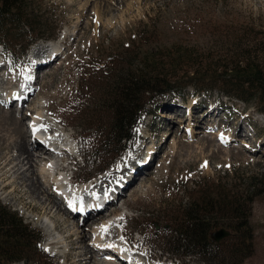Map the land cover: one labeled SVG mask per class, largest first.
Here are the masks:
<instances>
[{
  "label": "rangeland",
  "instance_id": "1",
  "mask_svg": "<svg viewBox=\"0 0 264 264\" xmlns=\"http://www.w3.org/2000/svg\"><path fill=\"white\" fill-rule=\"evenodd\" d=\"M36 2L48 26L42 38L29 47L24 59L18 58L15 48L11 56L19 60L12 63L9 55L0 63V96L4 97L12 89H19L31 76L39 78L35 85L31 83L30 90L33 86L37 92L47 87L45 93L48 96L40 100L43 99V104L53 112L52 122L56 125L54 118L67 121L70 124L68 130L78 140L79 153L74 154V159L68 160L66 155H59L57 159L71 162L68 175L72 177L75 175L95 183L106 176L121 179L116 171L129 167L132 173L134 165H141L144 159L145 163L148 162L150 158L147 156L151 155L153 162L150 173L144 170L136 174L125 189L128 194L102 212L107 215L112 209H121L118 215L109 220L119 236L114 239V244L121 248L123 254L124 251L132 254L126 259H134L130 263H136L140 258L147 264H204L199 257L185 256L182 250L174 256L171 251L177 249L169 248L165 243L176 221L183 217L181 211L191 203L201 184L204 190L226 186L232 194L246 199L250 210L251 242H243L240 233L236 235L230 232L229 237L215 242L218 244L216 255L229 264L233 250L241 249L242 255H238L236 262L244 259L241 264H264V115L255 106L222 97L217 91L200 94L188 86L181 94L177 88L163 87L147 99L149 115L144 117L142 127L136 132V139L133 135V142L124 143L117 151V147L105 150L111 115L104 111L103 105L113 93L112 79L128 69L127 62H132L129 58L138 56V52L153 49L165 53L174 45H183L196 47L202 53L211 52V58H215L229 52L236 53L243 47L244 52H253L264 64V0H125V4L111 8L101 22L96 17L104 7L101 0H82L73 5L69 0ZM83 13L90 14L91 21L82 20ZM82 22L88 25V29L80 31L78 37L76 34ZM54 30L57 37L49 39ZM52 47L60 48L63 53L56 57L55 51L48 54L55 60L37 67L36 49L49 48L45 52H50ZM164 72L168 74L167 81L171 84L177 80L167 69ZM181 74L184 80V67ZM1 83L6 84L3 86ZM30 101L28 105L34 108L39 100L33 96ZM176 104L181 111L176 114L175 120L172 117L174 112L168 105L177 107ZM193 109L199 115L198 124L193 120ZM212 110L217 115L215 119L204 121L202 115L206 116ZM15 120L18 124V119ZM25 121H29L28 118L23 125L27 130ZM10 124V120L0 121L1 135L5 131L4 126ZM145 137L150 138L147 143ZM223 139L228 140L227 143L224 144ZM37 149H42V146L39 145ZM145 177H148L147 181ZM40 178L45 182L43 175ZM110 182L112 179L105 184L109 191L112 189ZM8 184L5 182L4 185L8 187L0 188V202L17 212L27 226L40 233L43 261L46 264H77V252L70 251L76 239L70 242L66 239L67 233L62 232L61 235V232L53 229L50 218L28 207L30 198L24 196L27 191L24 185L14 187V182ZM44 186L46 190L54 189L45 183ZM58 201L65 209L59 197ZM147 213L152 215L148 216ZM77 215L80 214H74V219H78L86 232L89 231L88 227H92L91 231L98 227L92 225L91 217L83 222L80 219L83 217ZM134 217L141 220L133 221ZM42 223L48 228H43ZM216 231L212 230L211 235ZM121 235H124L122 240ZM52 236L57 238L55 244L51 243ZM85 243L97 253L98 246L94 244L92 236L84 242L83 247H86ZM65 250L69 251L66 253ZM105 255H98L105 264H125L115 256L111 263ZM150 255L154 258L149 259Z\"/></svg>",
  "mask_w": 264,
  "mask_h": 264
},
{
  "label": "trees",
  "instance_id": "2",
  "mask_svg": "<svg viewBox=\"0 0 264 264\" xmlns=\"http://www.w3.org/2000/svg\"><path fill=\"white\" fill-rule=\"evenodd\" d=\"M47 26L36 0H0V48L3 55H10L14 63L25 58L29 47L42 38ZM56 37L54 30L48 38ZM15 48L19 59L11 56ZM242 48L236 53L211 58V52L202 53L196 47L174 45L165 53L150 49L129 58L132 62H127L128 69L112 79L113 93L103 102L104 111L111 115L105 150L117 147L120 151L118 147L130 140L133 142V135L136 139L144 117L149 115L147 99L163 87L177 88L181 94L188 86L200 94L217 91L222 97L255 106L264 115V64L253 52H244ZM165 69L177 78L173 84L167 81L169 76ZM202 188L199 184L198 191L181 211L183 217L176 221L165 243L169 248L177 249L171 251L174 256L182 250L185 256L199 257L204 264H226L216 255L218 244L210 232L225 229L236 235L240 233L243 242L250 243L252 225L246 205L248 201L232 194L226 186ZM140 220L133 218V221ZM42 245L40 233L0 202V264H46L41 257L44 254ZM242 252L241 249L233 250L229 264H241L244 259L235 260Z\"/></svg>",
  "mask_w": 264,
  "mask_h": 264
},
{
  "label": "bare ground",
  "instance_id": "3",
  "mask_svg": "<svg viewBox=\"0 0 264 264\" xmlns=\"http://www.w3.org/2000/svg\"><path fill=\"white\" fill-rule=\"evenodd\" d=\"M69 1L72 2V5H73V3H75V4L77 2L81 3L82 0H69ZM128 1H130V0H128ZM101 2L104 3V7L102 10H99L96 14L98 22L102 21V17L104 15L107 16V14L110 12L111 8L125 4L124 3L125 0H112V2H110V0H101ZM119 9L120 8H118V10ZM80 10H81V8H80ZM86 10L87 9H85V11ZM87 12H88V10H87ZM120 13H121V11H120ZM85 14L83 13L82 20H90L91 15L88 13L86 15ZM115 14H117V13H115ZM114 17H116V16H114ZM111 19L113 20V17H111ZM116 19H118V18H116ZM119 19H120V17H119ZM114 20H115V18H114ZM103 23H102V25H103ZM105 23H106V21H105ZM89 27H91V26L89 25ZM113 27H114V25H113ZM87 29H88V25L85 26V25H83V22H82L80 24L79 32H77L76 36L79 37L80 31H83V30L86 31ZM108 29H110V28H108ZM73 34H75V32H73ZM65 38H66V36H65ZM62 39H63L62 41H64V37ZM61 43H63V42H61ZM49 48L48 49H42V48L36 49L37 52L35 53V56L38 59V61H37L38 66L37 67H42V66L50 63V61L53 59V57L51 58V55L47 56L48 54L55 51L54 53H55V57H56V55H59V53H63V52H61L60 48L56 49L54 47L51 48L50 52H45V50L49 51ZM41 56H45V58L41 57ZM54 60L55 59H53V61ZM30 64H32V62H30ZM49 68H52V67H49ZM49 68H46L45 70H47ZM34 77H35V80L33 81ZM27 80H29V81H27ZM38 80H39V78L37 76H31L30 79H26L23 82L22 87H20L19 89H12L13 91H9L4 97L0 96V114L2 115V118L0 121H7V120L11 121V124L9 126H7V125L4 126V130H5L4 133H2V135L0 134L1 135V139H0L1 140V142H0V179H1L0 180L1 181L0 188L8 187L7 185H4L5 182H9V184L11 182L12 183L14 182V185H13L14 187H19V186L24 185L27 188V191L25 192L24 196H26V198L27 197L30 198V202H28L29 203L28 207L33 212H38L40 214L42 213L44 216L48 217V219L50 218L52 220V222L50 219H49V222L53 225V229L57 232H61V235H62V232L67 233V237H66L67 240H70V242H71L73 239H76V241H75L76 243L71 244L72 247H71L70 251L77 252V254H76L77 259L75 261L77 264L84 263V262H87L88 264H98V263L99 264H105L104 261H102L101 259L98 258V255H100V254L101 255L106 254L105 256H108L109 262H111V263H113L112 261H114V256H115L116 258L123 260L125 262V264H126V261H128V264H147L146 261L141 260L140 258L139 259L135 258V260L136 259L138 260V261L136 260L137 261L136 263H130L134 259L131 258V261H129L126 258H130L131 257L130 255H132V254H129L126 251H124V254H125L124 255L123 252L121 251V248H119L117 245L114 244V242L116 243V241H114V239L118 238L119 236L116 234L114 229H112L113 227H111V225H114V224L110 223L109 219L112 218V216L114 217V216L118 215L121 212L120 211L121 209L120 208L112 209L110 211V213H108L107 215L102 214V212H104L106 210V208L108 209L112 205H114L115 204L114 201L119 202L120 199H122L124 195L128 194L125 192V189L127 188L128 183H130L132 181V179L136 176V174H138L144 170L147 171V173L148 172L150 173L149 169H150L151 164L153 162L151 155L147 156L148 158H150V159H148V162L145 163L146 159H144L141 165H137V166L132 165L134 167V171L132 173H131V169L129 167H125V168H122L120 171H116L117 173H119V177L120 176L122 177L121 179L116 178V177H114V179H113V177L111 178L109 176H106V177H103L101 180L97 181L96 183L95 182L91 183L90 185L93 186V188H91V189H90V186H87V187L82 186V188H79L77 190V193H75V197L72 198V201L69 202L71 209H74V210H69L66 208L63 209L61 204H59L60 202L58 201V194L56 193V191H54V189L53 190H51V189L46 190L44 183L53 188V186H54L53 183L57 181V188L59 189V192L62 194H68L69 188L65 183H63V179L69 178V180L71 182H72V180L73 181L75 180L76 182H80L86 178L81 179L78 176H75L73 174H72L73 177L70 174L68 175V173H70V167H71V162H68V161L63 162V163H58V166L56 169V176L54 177L51 173V169H53V168H50V161H52L54 159H58L59 155H56L52 151L46 149L45 146L37 138H35L33 136V134H32L33 129L29 125L28 121L27 122L25 121L27 123L26 124L27 126L25 129H27V130H24V128H23L24 127L23 126L24 120L28 118V120L30 121L31 119L29 118V116H32L33 113L34 114L36 113L37 118L40 119V117L41 118L44 117L43 114H45V112H46L47 114H45V115L47 116V119L46 120H40V124H44L47 127L49 126V128L51 130H56V129H57V131L59 130V134L57 136H55L54 141L55 142L56 141L66 142V143H69L70 145L74 142L77 145L78 140H77L75 134L70 132L71 130L70 131L68 130L69 129L68 127L70 124L67 121L63 120L62 118H54L55 123H56V125H55L51 120L52 117L54 116L53 112H51L49 110V108L43 104V102H42L43 99L40 100L41 97H45V96L47 97L48 96L45 93L47 87L46 86L42 87L40 89V91L37 92V90L33 86L32 90H30V87H32V86H30L31 83L32 84L34 83V85H35L36 82L38 83ZM5 84L6 83H1V85H3V86H5ZM26 84H27V86H26ZM7 85H8V83H7ZM27 92H29V94H27ZM33 96H36L37 99L39 100L38 103H36V107H34V108H32L28 105V103L31 102L30 100ZM34 101H36V100H34ZM26 105H28L29 107L25 108ZM176 106H177V104H176ZM168 107L172 112H174V113H172L173 114L172 117L176 120V118H177L176 114H179V112L181 111V108L178 106H177L178 107L177 108V107H174L172 105L171 106L168 105ZM24 108H25V110L22 111ZM214 114H215V111H213V110L209 111L208 115H206V116L202 115L203 120L207 121L209 118L215 119V117L217 115H214ZM22 116H23V119H22ZM198 116L199 115L197 114L196 110L194 111V109H193V120L196 124L199 123ZM20 117H21V119H20ZM16 118L18 119V122H19L18 124L16 123V120H15ZM9 123L10 122H8V124ZM149 140H150V138H147V137H145V139H144L145 143H147V141H149ZM227 141L228 140L223 139L224 144L227 143ZM39 145L42 146V149L36 150V147L38 148ZM64 155H66L68 157V160H72L75 158L74 154H68L66 152H63V154L60 156H64ZM66 156L64 159H66ZM60 172H63V174H61V177H63V178L57 177ZM42 175L44 176L45 182H42V179L40 178ZM91 176H92V174H91ZM147 178L148 177H145L144 179L147 181ZM13 179H15V180H13ZM111 179H112V182H110L111 183L110 186L112 188L113 193L115 194L114 199L110 198L111 195L105 189V187H106L105 184H108L109 180H111ZM15 182H17V183H15ZM110 186L108 185L107 188H109ZM25 187H23V188H25ZM88 190L92 191L91 196L90 197H84L82 199V194L84 193V191H88ZM18 191H20V190H18ZM48 191H51V193ZM97 193L104 195V201H103L102 205H100V206L97 205L98 199H97V197H95V195ZM61 201L64 203V201L62 199H61ZM125 205H127V204H125ZM66 210L69 212H67ZM73 213L74 214H77V213L80 214L83 217V218H80L83 222H85L88 217H91L92 219L90 222H92V225H94V226L97 225L98 227H94L95 229L93 228L92 231H91L92 227H88L89 231L86 232L85 229L82 227V224L78 222V219L77 220L74 219ZM80 215H77V216L81 217ZM101 222L104 224L103 225L100 224ZM105 226L107 227L106 232L102 231V228ZM42 227L45 229L48 228L45 223H42ZM48 233H51V232H48ZM91 236H92V240H93L94 244H96L98 246L97 247V253L96 252L94 253L92 251V249H89L87 247L86 243H85L86 247H83L84 242ZM123 237H124V235H121L120 240H122ZM52 238H53V236H52ZM56 240H57V238L54 237L51 243L55 244ZM87 244H88V242H87ZM88 246H89V244H88ZM85 250L87 251L86 253L82 252ZM68 251L69 250H65L66 253ZM150 256L151 257H148L149 259L154 258V256H152V255H150Z\"/></svg>",
  "mask_w": 264,
  "mask_h": 264
},
{
  "label": "water",
  "instance_id": "4",
  "mask_svg": "<svg viewBox=\"0 0 264 264\" xmlns=\"http://www.w3.org/2000/svg\"><path fill=\"white\" fill-rule=\"evenodd\" d=\"M230 236V232L225 229H220L212 234V239L216 242Z\"/></svg>",
  "mask_w": 264,
  "mask_h": 264
},
{
  "label": "snow or ice",
  "instance_id": "5",
  "mask_svg": "<svg viewBox=\"0 0 264 264\" xmlns=\"http://www.w3.org/2000/svg\"><path fill=\"white\" fill-rule=\"evenodd\" d=\"M206 166H207V164L204 165V167H206ZM102 231H105V232H106V231H107V227H106V226L103 227V228H102Z\"/></svg>",
  "mask_w": 264,
  "mask_h": 264
}]
</instances>
